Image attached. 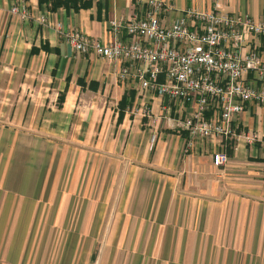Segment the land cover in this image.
<instances>
[{"label": "crops", "instance_id": "obj_1", "mask_svg": "<svg viewBox=\"0 0 264 264\" xmlns=\"http://www.w3.org/2000/svg\"><path fill=\"white\" fill-rule=\"evenodd\" d=\"M163 1L264 19V0ZM138 9L0 0V264H264V104L246 103L234 121L256 142L187 148L185 132L151 116L194 104L120 78L128 61L75 51L57 29L110 43L109 21ZM254 45L264 57L262 38L241 51ZM219 149L228 160L217 166Z\"/></svg>", "mask_w": 264, "mask_h": 264}, {"label": "built area", "instance_id": "obj_2", "mask_svg": "<svg viewBox=\"0 0 264 264\" xmlns=\"http://www.w3.org/2000/svg\"><path fill=\"white\" fill-rule=\"evenodd\" d=\"M139 9L126 19H112L113 41L102 43L74 27L57 24L61 37L80 53L92 51L109 60L123 59L120 78L131 76L141 89L179 104H194L190 115L174 118L164 106L161 118L186 133V147L197 138H233L254 143L255 132L234 123L245 104H264V57L254 45L242 50L247 37L264 40V19L238 12L187 6L179 9L163 0H128ZM18 13L17 7H12ZM173 14L177 16L172 18ZM23 9L21 16H26ZM124 30L126 39L118 34ZM243 52V53H242ZM251 74L255 85L247 82ZM143 112L149 114L148 109ZM215 165L227 162L224 151H214Z\"/></svg>", "mask_w": 264, "mask_h": 264}, {"label": "trees", "instance_id": "obj_3", "mask_svg": "<svg viewBox=\"0 0 264 264\" xmlns=\"http://www.w3.org/2000/svg\"><path fill=\"white\" fill-rule=\"evenodd\" d=\"M69 0H52V5H60V4H66V2Z\"/></svg>", "mask_w": 264, "mask_h": 264}]
</instances>
